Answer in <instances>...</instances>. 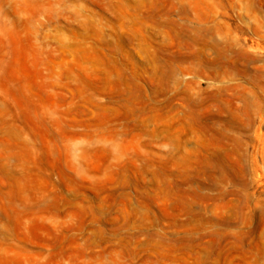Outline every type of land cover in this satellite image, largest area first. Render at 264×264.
Wrapping results in <instances>:
<instances>
[{"label": "rangeland", "instance_id": "374dc122", "mask_svg": "<svg viewBox=\"0 0 264 264\" xmlns=\"http://www.w3.org/2000/svg\"><path fill=\"white\" fill-rule=\"evenodd\" d=\"M0 264H264V0H0Z\"/></svg>", "mask_w": 264, "mask_h": 264}]
</instances>
